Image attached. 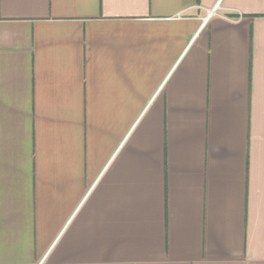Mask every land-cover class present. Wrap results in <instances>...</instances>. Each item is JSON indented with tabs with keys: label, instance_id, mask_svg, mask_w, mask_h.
<instances>
[{
	"label": "crops",
	"instance_id": "1",
	"mask_svg": "<svg viewBox=\"0 0 264 264\" xmlns=\"http://www.w3.org/2000/svg\"><path fill=\"white\" fill-rule=\"evenodd\" d=\"M0 264H264V0H0Z\"/></svg>",
	"mask_w": 264,
	"mask_h": 264
}]
</instances>
